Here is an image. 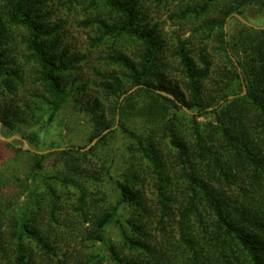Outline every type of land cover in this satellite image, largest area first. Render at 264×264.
Returning <instances> with one entry per match:
<instances>
[{
    "label": "trees",
    "instance_id": "obj_1",
    "mask_svg": "<svg viewBox=\"0 0 264 264\" xmlns=\"http://www.w3.org/2000/svg\"><path fill=\"white\" fill-rule=\"evenodd\" d=\"M62 1L69 9L84 4L108 11L107 16L91 15L80 24L95 30L91 38L95 46L113 40V51L105 60L119 70L96 71L94 85L100 96L85 95L86 85L77 84L74 73L83 58L64 44L61 23L51 20L50 0H0V87L16 96L18 84L25 83L10 46L13 30L20 29L28 53L25 59L32 63L31 95L49 107V125L71 99L80 102L93 124L91 142L115 126L118 109L120 124L89 151L80 150L87 146L47 155L27 151L32 157L33 186L19 213L16 200L7 193L12 179L0 173V264H37L38 252L64 264L58 253L61 248L54 245L64 235L81 237L92 248L105 246L107 255L79 252L81 260L75 264H264V31L234 16L251 23L240 9L264 7V0L228 1L220 17L197 30L215 34L227 63L221 81L215 80L212 87L213 60L204 50L196 58L189 49L191 42L178 38L170 57L184 79V89L170 78L167 46L142 0ZM207 6H189L182 16L200 15ZM229 17L240 24L236 34L225 30ZM128 42L133 45L131 53L117 50ZM242 78L247 87L243 96ZM136 86L144 87L120 103ZM141 96L147 98L142 104ZM231 96L235 98L228 100ZM221 101L225 103L219 106ZM184 107L198 114L191 116ZM134 112L139 114L133 118ZM180 113L189 121H183ZM221 113L219 126L199 121ZM23 115L18 104H0L5 137L18 135ZM132 118L142 123V130L130 125ZM119 132L129 140L130 159L122 180L113 176L115 158L108 150ZM21 137L36 151L63 147L55 142L46 147L35 131ZM13 144L23 146L18 140ZM18 150L25 152L22 147ZM52 156L62 171L48 175L46 164ZM38 180L40 185H35ZM148 183L154 200L147 194ZM27 184L21 180L19 197L25 195ZM56 185L75 190V201L68 207ZM108 185L119 193L117 205L109 198ZM120 205L133 209L126 221L119 220ZM114 224L119 225L118 245L106 242V232ZM70 256L64 254L66 264Z\"/></svg>",
    "mask_w": 264,
    "mask_h": 264
},
{
    "label": "rangeland",
    "instance_id": "obj_2",
    "mask_svg": "<svg viewBox=\"0 0 264 264\" xmlns=\"http://www.w3.org/2000/svg\"><path fill=\"white\" fill-rule=\"evenodd\" d=\"M228 1L231 0H216L213 2L210 0H142L144 11L148 15L152 24H157L159 26V31L161 32L163 40L167 46L165 54L167 56V61L172 64L170 69H168L170 78L181 89H184V79L177 69V64L172 61L170 57V52L177 46L179 37L182 40H189L191 42L189 49L194 52L196 58L199 56L200 51L204 50L211 60H213L215 70L211 75L210 87L214 85L213 82L215 80L220 79L221 71L227 69V63L218 51L215 34H211L207 30L205 33L202 31L197 32V30H199L207 20L220 17L221 9L224 8ZM205 3H208V6L205 8L204 13L200 15L193 13L188 15L187 18H183L182 12H184L189 6H196L198 4L204 5ZM62 4V0H50L49 5L54 9V15L51 17V20L53 22L61 23L65 35L64 44L69 47L72 54L83 58V60L77 64L78 69L74 72L76 73L75 77L79 79L77 84L81 86L84 84L86 85L84 92L85 95L91 94L100 96V90L94 85L95 80L98 78L95 72L98 70H119L116 65H110L108 64V61L105 60V57L113 51V40H108L99 46L93 45L91 38H95V30L82 26L80 22L95 14H103L104 16H107L108 11L106 9H100L98 11L92 10L84 4H79L75 8L69 9L68 6ZM240 10L244 11L249 19H252L251 23L253 25L264 26V7L261 5H251L242 7ZM232 17L226 19L225 30L228 32L230 28L231 33L236 34L240 29V24L233 21ZM12 34L13 39L10 46L13 48V55L15 56L17 63L23 68L25 83L18 84L19 91L16 96L10 95L6 88L1 86L0 104L6 101L9 104H18L21 107L25 122L17 124L18 136L21 137L24 134L35 131L40 134L41 143L45 144L46 147L50 146L53 142L58 143L63 147L81 148L89 146L92 143L90 139L92 136L93 124L88 114L82 109V106H80V102H77V99H71L65 108L57 115L54 122L49 125V107L44 105L41 101L32 98L31 95V92H33V79L30 77L32 63L25 59V54L28 53L26 47L21 43L24 31L14 29ZM116 48L117 50H124L128 54L133 51V45L129 42L127 44H120ZM146 99V97L141 96L138 98V101L142 104ZM223 104L220 103L219 106H222ZM210 111L212 112V110ZM138 114L139 113L134 112L131 115L134 118V116ZM179 115L183 121H189L183 114L180 113ZM221 115H223V113H221L220 116L209 114L201 117L199 121L202 124L213 122L219 126ZM133 118L130 121V125L133 128L136 127L138 130H142V123L139 120L136 122ZM111 143L112 147L108 150L115 158L113 176L116 180H122L123 172L125 171L127 164H129L130 159L127 151L129 140L119 132L111 139ZM7 144L8 143L2 141L0 142V173L12 179V188L10 187V189L7 190V193L10 198L16 200L15 208L19 213L23 210V205L31 188L30 185L33 186V181H30L32 157L30 154H27V151L24 149L23 151L25 152L18 150L20 147L23 148L21 144ZM58 171H62L61 165L58 164L57 157L52 156L46 164V173L52 175L58 173ZM21 180L26 183L28 181V186L25 195L19 197L22 188ZM35 185H40V181L38 180ZM56 188L59 189V194L64 197L65 200L63 201L67 207L68 204L75 201L74 189H65L59 185H56ZM146 191L149 198L154 200L155 195L153 194L152 183H148ZM107 192L113 205H117L119 201V193L114 186L108 185ZM131 215H133V209L130 206H119L120 221H126ZM58 233L62 232L59 231ZM57 240L58 241L54 243V245L61 248L58 250V253L60 259L65 261L64 264H66L64 254L71 255L68 259L70 262L69 264H75V262L77 263L81 260V257H78L77 255L79 252L82 254H90L93 252L96 254L107 255L105 246L97 244L92 248L91 243H83L81 237L71 238L64 235L63 239ZM106 242L114 245L120 243L119 225L114 224L108 228L106 232ZM55 260L56 261L51 262L38 252L37 264H58L57 261L59 259Z\"/></svg>",
    "mask_w": 264,
    "mask_h": 264
},
{
    "label": "water",
    "instance_id": "obj_3",
    "mask_svg": "<svg viewBox=\"0 0 264 264\" xmlns=\"http://www.w3.org/2000/svg\"><path fill=\"white\" fill-rule=\"evenodd\" d=\"M234 16L236 18H238L243 24H245V25H247L249 27H252V28H254L256 30L264 31V26H255L252 23H250L247 20H245L244 18H242L238 14H235ZM232 59L234 60V62L236 64L239 72H241V69H240L238 63L235 61L234 58H232ZM242 84H243V90H244V93L242 94V96H243V95H245L247 93V87H246V85L244 83L243 78H242ZM142 87H144V86H136V87L132 88L129 92H127L125 95L122 96V98L120 100V103H122L123 100L126 97L132 95L133 93H135L138 89H140ZM156 92L158 94H161V95H163V96L171 99V100H176L175 97L172 94H169V93H167L165 91L156 90ZM234 98H235V96H231V97H228V100H233ZM220 103L223 104L224 101H221ZM216 108H218V107H216ZM184 109L186 110V112H188L191 115H197L198 114V113H192V112H190L186 107H184ZM213 109L214 108H210L209 110H213ZM119 124H120V109H118L117 119H116L115 126L112 129L105 131L100 137L94 139L93 142L89 146H87L86 148L80 149V150L83 151V152L91 150L98 143V141L100 140L101 137H103L104 135H106L107 133H109L111 131H115L119 127ZM16 140L21 141L23 143V149L25 151H29V152H32V153H36V154H39V155H47V154H50V153H53V152H57V151H64V150H67V149H73L72 147H69V148L68 147H61V148H53V149L46 150V151H36L35 149H33L28 144V142L25 139H23L22 137H20L18 135L12 136L10 138L5 137L2 134V124L0 123V141L5 142V143H8V144H11V143H13ZM75 149H79V148H75Z\"/></svg>",
    "mask_w": 264,
    "mask_h": 264
}]
</instances>
